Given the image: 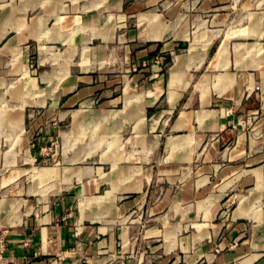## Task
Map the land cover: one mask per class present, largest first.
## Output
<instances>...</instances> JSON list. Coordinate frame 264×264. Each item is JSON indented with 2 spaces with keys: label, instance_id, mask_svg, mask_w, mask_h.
<instances>
[{
  "label": "crops",
  "instance_id": "obj_1",
  "mask_svg": "<svg viewBox=\"0 0 264 264\" xmlns=\"http://www.w3.org/2000/svg\"><path fill=\"white\" fill-rule=\"evenodd\" d=\"M5 29L10 138L44 165L0 180V264H264V0H0Z\"/></svg>",
  "mask_w": 264,
  "mask_h": 264
},
{
  "label": "rangeland",
  "instance_id": "obj_2",
  "mask_svg": "<svg viewBox=\"0 0 264 264\" xmlns=\"http://www.w3.org/2000/svg\"><path fill=\"white\" fill-rule=\"evenodd\" d=\"M8 24L7 27L10 25L12 27V25L7 22ZM8 29V28H7ZM7 30H3L2 32L0 31V37L6 32ZM113 59V58H110ZM35 64V63H34ZM114 64V63H112ZM62 79V77H60V80ZM24 79H21V82H23ZM34 85V83H31L26 91H28V89H30L32 86ZM17 88L11 90L9 89L7 91L6 96H3V98H0V180L2 177L4 176H8L11 173H14L15 171H18L17 176L12 179V180H21L23 184L28 183L27 185H32L34 186V188L36 187L37 183L36 180H39L38 174L36 173L35 169L33 168V166H40V165H44L41 160L38 158L37 160H32V161H26L24 157L29 155V152L26 151V153H24V148L28 147V145H32V142L27 141V142H22V140H19L17 142V145L14 143V137L10 138V132L11 130H9V125L12 126H18L20 127L21 121H22V113H20L18 116L12 118L11 120H7L6 118L9 117V115L14 112V109L16 108V105L14 103H16V92ZM27 93V92H26ZM20 108H22V105H20ZM140 112V111H139ZM4 118V119H3ZM76 121V120H75ZM33 121H26L27 126H29V124H31ZM77 122V121H76ZM131 122H129L127 124V121L125 122L126 124V131H124L123 133H116L114 131H112L110 129L111 127V120H107L105 121V123L101 124V126L98 127L97 133H95L96 137L95 139L100 141V147H103L104 144H111L110 149L115 152L117 148L116 146H121L124 147L127 146L128 148L132 145V143H134V140H132V138L130 136H128L130 134L129 129L131 127ZM53 126H57V121L54 120H50V121H44L42 123L39 124L38 128L40 130V128L47 129L50 131V133L47 134V138L44 139L43 142L40 143H36L32 146V148H37V150H39L41 157L44 158H50L47 160V164L46 165H54L56 163V165L59 163V155L56 152V150H58L59 148L61 149L62 146V139L59 136V134H57L54 130V132H52V128ZM21 129V127L19 128ZM77 129V128H76ZM78 130V129H77ZM101 131V132H99ZM83 134V133H82ZM82 134L79 135L80 137L75 136H71L69 141L71 142V144L73 145V147L76 145H81L83 144V142L85 141V138L82 137ZM46 135V134H45ZM7 138H9V141L11 140L14 146V150L18 149V152L16 154V161L14 164L11 165H6V163L4 162V158H5V154L4 151L7 149L8 147V142L6 141ZM94 139V138H93ZM83 141V142H82ZM87 141V139H86ZM109 141V142H108ZM121 149V148H120ZM115 150V151H114ZM55 153V154H54ZM109 154H112L111 152H109ZM49 170V168H42L39 171H43V170ZM108 168H106L107 170ZM13 184L8 185V186H4V188L0 189V197L1 194L3 192H5V190L7 191V188L11 187ZM14 190L12 191H8L7 192V196H13ZM7 200H0V206L5 205ZM9 205L11 208H14V202L13 201H8ZM114 204L112 205L111 209L109 210L110 213H112V209H113ZM99 212V211H98ZM13 217L10 215L8 217V220L12 219ZM7 220V221H8Z\"/></svg>",
  "mask_w": 264,
  "mask_h": 264
},
{
  "label": "built area",
  "instance_id": "obj_3",
  "mask_svg": "<svg viewBox=\"0 0 264 264\" xmlns=\"http://www.w3.org/2000/svg\"><path fill=\"white\" fill-rule=\"evenodd\" d=\"M227 111H230V109H227Z\"/></svg>",
  "mask_w": 264,
  "mask_h": 264
},
{
  "label": "bare ground",
  "instance_id": "obj_4",
  "mask_svg": "<svg viewBox=\"0 0 264 264\" xmlns=\"http://www.w3.org/2000/svg\"><path fill=\"white\" fill-rule=\"evenodd\" d=\"M42 171V170H41ZM3 207V206H2Z\"/></svg>",
  "mask_w": 264,
  "mask_h": 264
}]
</instances>
